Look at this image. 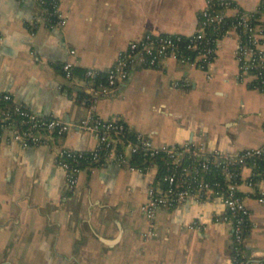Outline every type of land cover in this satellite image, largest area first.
<instances>
[{
    "label": "crops",
    "instance_id": "0c3cea01",
    "mask_svg": "<svg viewBox=\"0 0 264 264\" xmlns=\"http://www.w3.org/2000/svg\"><path fill=\"white\" fill-rule=\"evenodd\" d=\"M232 1L250 12L262 0ZM58 2L61 26L35 0H0V95L73 125L54 146L24 148L2 132L0 264H233V225L220 197L158 208L149 221L140 206L150 188L163 185L156 166H85L71 189L54 156L59 145L79 152L96 146L93 134L75 126L89 114L120 120L156 145L192 144L203 155L264 146V93L239 68L234 30L217 42L205 69L165 58L131 67L100 94L84 80L86 70L104 75L147 33L193 34L205 0ZM69 59L72 78L62 70ZM250 175L244 168L239 186L249 210L243 253L245 264H264V180L248 187Z\"/></svg>",
    "mask_w": 264,
    "mask_h": 264
},
{
    "label": "built area",
    "instance_id": "2783aa9c",
    "mask_svg": "<svg viewBox=\"0 0 264 264\" xmlns=\"http://www.w3.org/2000/svg\"><path fill=\"white\" fill-rule=\"evenodd\" d=\"M35 1L42 7L51 24L61 26L65 23L58 0ZM260 5L261 3L258 8ZM256 10L243 11L232 0H205L204 7L199 12V27L193 34L184 36L147 33L129 42L127 48L119 53L115 64L105 72L104 81L95 82L93 78L96 76L92 70H86L83 78L91 90L107 94L117 81L127 77L131 67L155 65L165 58H175L182 64L195 63L205 69L215 57L217 42L233 29L238 38L239 68L242 72L251 73L255 78L254 86L264 93V21L260 19L264 11L255 17ZM232 11L234 13L229 14ZM74 52L70 51L71 54ZM62 70L67 78H72L74 62L66 60ZM2 98L10 106L0 108V139L6 129L11 132V139L24 148L54 146L56 139L68 134L73 127L62 119L35 114L23 102L14 101L9 94H3ZM75 126L93 134L97 144L85 152L75 151L64 145L55 148L54 161L64 170L69 188L73 189L77 185L78 174L85 166L112 162L130 171L143 172L150 166L157 167L153 162L154 157L165 153L168 164L171 165L169 173L162 177L166 186L150 188L148 198L140 206V210L151 221L158 208L174 206L188 199L209 200L220 197L226 208L224 219L231 220L233 225L232 262L245 264L243 243L248 228L249 210L239 186L243 169H251L247 160L264 154V146L245 149L234 155H203L200 148L192 144L156 145L120 120H105L89 114ZM127 132L133 135V140L123 137ZM138 152L148 158L146 166L131 164V157ZM184 158L189 161L186 165L182 163ZM211 166L221 168L224 185L219 181L211 183L205 179L204 175ZM234 166H239V169H233ZM259 180H264V174ZM245 182L248 187L256 185L252 171ZM258 200L262 202L264 198L259 197Z\"/></svg>",
    "mask_w": 264,
    "mask_h": 264
},
{
    "label": "trees",
    "instance_id": "16d2710c",
    "mask_svg": "<svg viewBox=\"0 0 264 264\" xmlns=\"http://www.w3.org/2000/svg\"><path fill=\"white\" fill-rule=\"evenodd\" d=\"M264 11V0H262L260 7L254 12V16L257 17L259 14ZM183 44V43H182ZM75 71L73 72V74ZM104 75L99 74L93 79L95 82H102L104 81ZM10 104L9 102H6L3 100L2 95H0V108H9ZM125 139H131L133 140L134 137L132 134L127 132L124 136ZM167 157L165 153H159L157 154L153 162L157 164V178L162 182V187L164 188L166 186V183L162 180V177L169 173L168 169H171V165L168 164ZM131 164L133 165H138V166H146L149 163V160L146 156L142 154V152H138L137 154H134L131 157L130 160ZM189 161L184 158L183 160V165H186ZM247 163L251 165V171L253 173V180L254 182L260 181L259 179L261 178L262 174H264V154L260 156H255L253 158H249L247 160ZM83 164V163H82ZM233 169L237 170L239 169V166H234ZM205 179L208 180L209 182H214V181H219L221 182L222 185L225 184L223 175L221 173V168L219 166H211L210 169L205 173ZM241 194V193H240Z\"/></svg>",
    "mask_w": 264,
    "mask_h": 264
}]
</instances>
